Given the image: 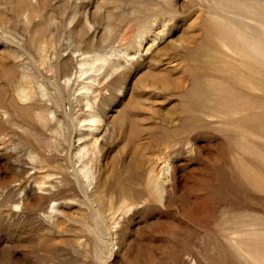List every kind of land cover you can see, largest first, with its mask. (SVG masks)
Returning a JSON list of instances; mask_svg holds the SVG:
<instances>
[{"label": "rangeland", "instance_id": "rangeland-1", "mask_svg": "<svg viewBox=\"0 0 264 264\" xmlns=\"http://www.w3.org/2000/svg\"><path fill=\"white\" fill-rule=\"evenodd\" d=\"M0 264H264V0H0Z\"/></svg>", "mask_w": 264, "mask_h": 264}]
</instances>
